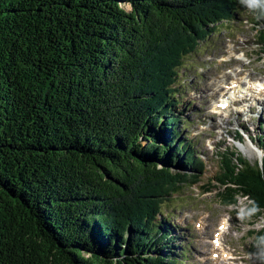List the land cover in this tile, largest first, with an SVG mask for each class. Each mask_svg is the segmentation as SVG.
Wrapping results in <instances>:
<instances>
[{"label": "trees", "instance_id": "obj_1", "mask_svg": "<svg viewBox=\"0 0 264 264\" xmlns=\"http://www.w3.org/2000/svg\"><path fill=\"white\" fill-rule=\"evenodd\" d=\"M239 1L0 0V264H179L158 201L201 161L160 131L179 137L180 67ZM223 158V201L264 218V159Z\"/></svg>", "mask_w": 264, "mask_h": 264}, {"label": "rangeland", "instance_id": "obj_2", "mask_svg": "<svg viewBox=\"0 0 264 264\" xmlns=\"http://www.w3.org/2000/svg\"><path fill=\"white\" fill-rule=\"evenodd\" d=\"M236 4L240 9V16L234 17V19L222 17L216 20L215 23L209 25L208 28L210 31L195 40V49L184 59V63L182 64L183 67L181 68L183 75L180 77V80H187L185 84L179 85V92L183 95L181 104L177 105L179 108L177 114H180L182 118L181 122L177 124L178 126L176 129V131H179V137H177V134H171L170 130L160 131L166 141L172 140V137L176 138L174 142H172L174 144V146L171 145L172 148L175 146L178 147L177 138L181 137L182 139H187L188 142L191 143L192 149H194L196 153L201 154L207 164L205 172L201 174V181L191 186L187 180L193 178V170L195 168L186 166L187 164L185 163L184 165L187 169L185 167L183 169H178L181 171L180 173H187L182 177L180 182L177 183V187H179L178 192H171L170 196L163 195L158 201V203L163 206L162 209L164 210L160 215L156 214L157 223L161 222L162 226L171 225V228L175 230V238L169 236L165 241L160 240L158 248L166 251V257L169 253L172 258L177 257L176 259H183L182 264L210 263L209 261L208 263L204 262L208 259V256L205 254L206 250L198 244L199 241L195 238V234L198 230L194 226L195 217H193V215L197 216L208 212L213 226H215L227 210H234L236 216L233 220L232 229L227 235V239L232 242L233 248L240 251L245 250L254 239L249 231L254 229L259 230L264 227V218L259 219L255 223L252 222V217L249 216L246 211L245 198H238L234 206L222 205L223 195L228 188L222 187L212 180L219 169L217 153L220 152L221 147L228 145L226 139L229 140L238 135L235 132L237 122L233 115L230 117V120H232L231 124H221V118L215 116L211 112L212 103L218 99V93H216V90H219L217 77L224 74L226 66L234 65V62L231 64H223L221 62L220 55L225 53V38L229 34L235 36L239 35L244 40L242 46L252 54V59H255L257 57L255 49L258 42L256 28L259 27L258 29L262 33L264 32V24L258 19V16L264 15L259 8L264 5V0H261L260 3H256L255 0H253L252 3H249L248 0H241ZM122 5L127 9L131 8L127 3H122ZM244 18L247 19V23L242 22ZM248 38L252 39L250 43H246ZM259 48L262 51L264 50L262 44ZM238 49H240V47H238ZM207 55L212 58L207 59ZM263 59L252 64L250 70H252V68L264 69ZM164 64L165 61L160 62V68H163ZM200 66H202L201 69ZM252 71L254 72V70ZM195 74H197L196 78L193 77ZM225 83L227 82L225 81ZM261 108L264 109V105H261ZM248 116L251 117L248 126L245 127L242 125L244 133L242 136L246 138L243 144L247 146L251 145L248 137L249 132L251 134H256L259 133L260 130H264V128L262 129V127H264L262 122L255 123L257 121V116H259V110L256 106L254 108V113L251 115L247 113L243 118L246 119ZM250 125L253 127L252 129ZM143 143L146 144L147 141L144 140ZM238 146H240V144H238ZM229 147H234L236 149L233 143L229 144ZM182 156L183 154H181V157ZM173 157L176 161L178 160L179 163H182L181 157L179 158L176 155H172V158ZM250 159L254 162L257 156H253ZM174 169H177V167ZM208 181L211 185H215L212 187L213 191L211 190V192L203 195L200 194V185ZM168 185L169 184H166L165 186ZM170 191L171 190H169V192ZM141 197L149 199L151 198V194H145L144 197L143 195ZM133 199L134 196L127 197L124 202V207L127 208L133 203ZM167 214L171 216L169 222L166 219ZM173 219L175 224L172 221ZM205 238L206 237L202 236L203 240H205ZM209 245V242L204 243V247H208ZM170 261L171 260L168 258L165 259L166 264Z\"/></svg>", "mask_w": 264, "mask_h": 264}, {"label": "clouds", "instance_id": "obj_3", "mask_svg": "<svg viewBox=\"0 0 264 264\" xmlns=\"http://www.w3.org/2000/svg\"><path fill=\"white\" fill-rule=\"evenodd\" d=\"M248 2H249V3H252V2H253V0H248ZM255 2H256V3H260V2H261V0H255Z\"/></svg>", "mask_w": 264, "mask_h": 264}, {"label": "bare ground", "instance_id": "obj_4", "mask_svg": "<svg viewBox=\"0 0 264 264\" xmlns=\"http://www.w3.org/2000/svg\"><path fill=\"white\" fill-rule=\"evenodd\" d=\"M225 83V82H224ZM246 122H248L247 120H246ZM258 147V146H257Z\"/></svg>", "mask_w": 264, "mask_h": 264}]
</instances>
